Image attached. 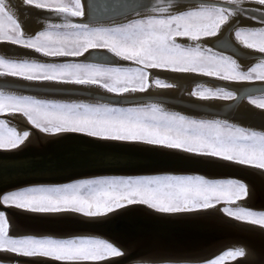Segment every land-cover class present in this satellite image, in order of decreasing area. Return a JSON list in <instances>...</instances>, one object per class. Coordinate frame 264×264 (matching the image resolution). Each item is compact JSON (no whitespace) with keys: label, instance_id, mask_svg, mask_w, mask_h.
Listing matches in <instances>:
<instances>
[{"label":"snow or ice","instance_id":"snow-or-ice-1","mask_svg":"<svg viewBox=\"0 0 264 264\" xmlns=\"http://www.w3.org/2000/svg\"><path fill=\"white\" fill-rule=\"evenodd\" d=\"M254 21L264 25V0ZM55 14L60 22L48 23L44 30L26 36L17 13L8 0H0V42L35 51L50 58H71L52 62L47 67L68 73L69 80L33 81L37 83H90L107 75L111 84L104 90L116 96L146 93L153 86L167 89L173 85L166 78L153 76L150 70L180 74H199L229 82H264V55L247 71H242L232 54L214 50L216 45L202 46L200 41L218 36L227 26L235 40L245 48L264 54V26L240 27L241 14L249 16L242 0H151L148 5L132 7L125 23L112 26L89 24V0H22ZM147 11V15L145 12ZM72 18H79L75 20ZM235 20V23H233ZM185 39L192 43L179 42ZM104 51L131 62L136 67H120L87 62L86 54ZM86 57L80 62L75 58ZM35 61V59H31ZM45 65L0 58V76L26 79L15 74L20 69ZM11 71H5L4 68ZM190 95L200 100L235 101L237 90L223 86H198ZM264 96V93L261 94ZM249 103L264 110V98H248ZM43 133H75L94 140L115 144H145L180 150L198 156L217 158L243 166L264 168V131H249L224 120L191 119L178 112L165 111L155 103L137 107H115L108 103H68L37 99L28 95H6L0 91V114H20ZM0 119V150L16 149L27 137ZM109 147L112 145H101ZM246 187L235 180L210 181L199 175H154L87 179L62 186L25 187L0 194V209L14 207L32 213H76L84 217H101L131 205H146L158 213H186L208 209L215 203H235L246 196ZM224 212L230 216L264 227V214L246 209ZM0 252L31 258L36 264H104L121 252L112 243L95 238H15L9 234L6 213L0 210ZM243 251H229L211 264H222L225 257H239Z\"/></svg>","mask_w":264,"mask_h":264},{"label":"bare ground","instance_id":"bare-ground-1","mask_svg":"<svg viewBox=\"0 0 264 264\" xmlns=\"http://www.w3.org/2000/svg\"><path fill=\"white\" fill-rule=\"evenodd\" d=\"M95 1H99L105 7L100 8L93 0H90L91 8L88 20L106 15L109 16L114 13L121 14L128 12L137 0ZM207 1L219 2V0ZM8 2L10 6L15 5L16 8H19L21 13L28 14L22 15L17 13V18L26 36L36 34L42 27V20L50 22L54 19L55 14L34 7H25L22 4V0H8ZM241 7L247 9L249 16L245 17L241 14L239 20L240 27H253V25L260 24L258 21L250 18L251 16L259 17L261 14L262 7L255 3V0H242ZM42 14L46 16H42ZM73 19L79 20V18ZM233 23H235V20H233ZM179 42L185 45L192 43L185 39H179ZM200 43L202 46L215 44L216 49L214 50L232 54L234 58L238 59V64L242 71H247L250 67H254L259 62V57L264 55L255 50L247 49L239 41H236L234 31L228 32L227 26L222 29L218 36L202 39ZM0 57L6 60H23L40 64H50L71 59L50 58L48 55H41L35 51L2 42H0ZM86 57L87 62L120 67H136L131 62L121 60L100 50L93 51L91 55L86 54ZM86 57L75 59L83 62ZM31 59H35V61ZM150 71L154 77L160 76L166 78L165 82L173 85V87L158 89L153 86L146 93L137 92L116 96L105 91L106 87L97 82L90 81V83L98 84L99 87L78 86L72 83L33 82L58 80L51 78L26 77V79L22 80L14 77L0 76V91H3L6 95H28L37 99L54 100L57 102L108 103L117 107H137L146 103H155L164 108L165 111L178 112L191 119H219L227 121L233 126L243 127L249 131H264V110L251 105L248 100V98L264 97L261 95L264 93V82H229L199 74H180L158 70ZM200 85L209 88L219 85L234 89L237 90V94L241 98L235 101L218 99L200 100L193 98L190 93ZM0 119L5 120L9 127L16 128L17 132L21 135H23L24 131H29V136L16 149L0 150V152H18L27 146L41 147V149L26 150L18 155H0V190L7 186L24 182L27 179H64L81 174L101 172L134 173L177 170L163 174L199 175L206 180H235L243 183L247 194L245 197L237 200L235 202L236 205H234L240 209L243 208L248 211L264 214L263 169L243 166L217 158L198 156L180 150L166 149L160 146L115 144L114 142H112L114 144H100L73 136L64 138L66 135L75 133H43L32 127L22 113L1 114ZM60 137L63 138L56 142H49L52 139ZM101 145L112 146L103 147ZM62 156L71 158L73 161L69 165H59V161L67 160L63 159ZM54 160L58 161L55 162L58 165L53 164ZM48 174L64 176L57 178L45 177ZM144 175L150 176V174ZM31 176L33 177L26 178ZM104 176L126 177L129 175ZM137 176L139 175H135V177ZM84 179H91V177ZM84 179L81 178V180ZM38 185L42 186L44 184ZM32 186L37 185L26 187ZM16 189H8L0 194H5ZM132 206L134 208H129ZM9 208L24 213V215H10L6 213L10 236L21 238L26 235H30L31 237L33 235H55L60 236V238H72L74 236L77 238L79 236L81 238L104 239L112 243L121 252V256L110 257L104 264H120L134 258H142V260H134L131 263L163 262V259H175V261H172L175 263L203 262L221 257L224 251L244 252V255L239 257H225L226 260H230L234 264H264V233L250 230L257 229L264 231V227L242 222L226 215L222 209V205L173 214L158 213L144 205H131L110 214L94 218L70 212L41 214L14 207ZM232 222L245 226L237 227ZM0 257L10 260L11 257L20 256L9 252H0ZM21 258L22 260L26 259L25 257ZM27 259L36 264L31 258ZM116 259L120 260L116 263H109V261ZM11 263L27 264L14 261Z\"/></svg>","mask_w":264,"mask_h":264},{"label":"water","instance_id":"water-1","mask_svg":"<svg viewBox=\"0 0 264 264\" xmlns=\"http://www.w3.org/2000/svg\"><path fill=\"white\" fill-rule=\"evenodd\" d=\"M93 1L100 8H104L105 7L104 5H101L99 1H95V0H93ZM205 2H213V3H215L214 1H207V0H205ZM150 3H151V0H137L134 3V6L133 7H140L142 5H148ZM128 12L121 13V14L114 13V14H111L109 16L106 15L104 17L94 18L92 20H88L87 22L89 24L98 25V26H112L113 24H117V23H125V22H127V20L125 19V14H127ZM147 14L148 13L146 11L145 12V15H147ZM42 16H46V15L42 14ZM75 20H77V19H75ZM42 21H43V23L41 24L42 27L39 29V31L40 30H44L47 27V24L48 23L60 22V21H57L55 19H52L50 22H47L45 20H42ZM262 26H264V25L256 24V25H253V27H245V26H242V27L243 28H247V29H256V28H259V27H262ZM118 105H121V104H118ZM134 106H136V105H134ZM68 136L78 137V138H81V139H85L87 141H91V142H95V143H100V144H114L112 142H105V141L94 140V139H91V138H88V137H84V136L78 135V134L66 135V136H64V138L65 137H68ZM62 138L63 137L55 138V139L50 140L49 142H56L58 140H61ZM29 149H41V147L27 146V147L21 149L18 152H7V153L6 152H0V155H4V156L18 155L20 153H23L26 150H29ZM62 158L63 159L65 158L67 160H61L59 162L54 160L53 161L54 162L53 164H57L55 162H58L59 165H64V164L69 165L73 161V159L68 158V157L66 158V156H62ZM175 171H177V170H156V171L134 172V173H127V172H101V173L81 174V175H76V176H72V177H68V178H64V179H51V180H30V179H27L24 182H19V183L15 184V185L7 186L6 188L1 189L0 190V193L5 192L8 189H16V188L26 187V186H30V185H38V184H44V185L64 184V183H68V182L75 181V180H78V179H81V178H86V177H95V176H103V175H129V176H135V175H143V174H163V173H169V172H175ZM185 173H189V172H185ZM36 175H38V174H36ZM33 176H35V175H33ZM33 176L26 177V178H32ZM61 176H64V175H52V174H48V176H45V177H51V178L55 177V178H57V177H61ZM231 177H233V176H231ZM129 208H134V207L132 206V207H129ZM141 208H144V207H141ZM0 210H3L5 213H8L10 215H24V213H21L19 211L14 210V209H10L9 207H3ZM120 212H123V211H120ZM32 216H40V215H32ZM232 224H235L237 227H244L245 226V225H241V224L234 223V222H232ZM250 230H254V231H257V232L264 233V231L257 230V229H250ZM0 260H2V261H11V262L14 261V262H20V263H27V264L28 263L29 264H34V262H31L30 259H27L26 258L25 260H22L21 257H11L10 260L3 259V258L0 257ZM119 260L120 259H116L114 261H109V263H116ZM134 260L141 261L142 258L130 259V260H128L126 262H123V263H120V264H129V263H131V261H134ZM162 261H175V259H163ZM50 264H51V262H50Z\"/></svg>","mask_w":264,"mask_h":264},{"label":"rangeland","instance_id":"rangeland-1","mask_svg":"<svg viewBox=\"0 0 264 264\" xmlns=\"http://www.w3.org/2000/svg\"><path fill=\"white\" fill-rule=\"evenodd\" d=\"M1 58V57H0ZM28 63H31V62H28ZM42 65H45L44 67H42V68H36V69H20V70H17V72L15 73V74H19V75H23V76H25V77H29V78H39V79H43V78H51V79H58V80H69V79H71L72 77L68 74V73H66V72H62V71H53V70H51V69H49L48 67H47V65L48 64H42ZM4 70L5 71H11V70H9V69H7L6 67L4 68ZM91 82H97V83H100V84H102L104 87H108L109 86V84H111V80L109 79V77L107 76V75H104V76H97V77H95V78H93L92 80H91ZM262 98H264V97H262ZM255 99H261V98H255ZM68 103H74V102H68ZM88 104H94V103H88ZM115 107H117V106H115ZM119 107V106H118ZM1 115V114H0ZM21 145V144H20ZM251 167H254V166H251ZM257 168V167H256ZM260 169H263L264 170V168H260ZM155 174H150V176H154ZM162 175H165V174H162ZM177 175H180V174H177ZM182 175V174H181ZM139 176H141V175H139ZM143 176V175H142ZM145 176V175H144ZM105 177H107V176H98V177H91V179H99V178H105ZM108 177H114V176H108ZM116 177H122V176H116ZM123 177H125V176H123ZM126 177H129V176H126ZM132 177H135V176H132ZM82 179H84V178H82ZM84 180H87V179H84ZM79 181H81V179L79 180H76V181H72V182H68V183H74V182H79ZM210 181H212V180H210ZM68 183H66V184H68ZM65 184V183H64ZM64 184H56V185H42V186H44V187H50V186H62V185H64ZM39 186H41V185H37V186H32V187H39ZM23 188H25V187H23ZM23 188H20V189H16V190H14V191H18V190H22ZM8 193H10V192H6L5 194H8ZM235 203H225V202H223V201H221V202H218V203H215L213 206H217V205H222V209L224 210L225 208H227L228 210H229V212H235V211H237L238 209H240L238 206H235L234 205ZM145 207H147L146 205H144ZM148 208V207H147ZM150 209V208H149ZM151 210H153V209H151ZM25 211V210H24ZM155 211V210H154ZM74 214H76V213H74ZM225 214L226 215H228V216H230L228 213H226L225 212ZM258 215L259 214H262V213H257ZM79 215H81V214H79ZM83 216V215H82ZM232 217V216H231ZM234 218V217H233ZM236 219V218H235ZM236 220H238V219H236ZM240 221V220H239ZM243 222V221H242ZM246 223H248V222H246ZM250 224H252V223H250ZM256 225H258V224H255V226ZM258 226H260V225H258ZM27 236H30V235H26V236H24V237H27ZM33 236H35V238H49V237H51V238H60V236H53V235H33ZM32 236V237H33ZM42 236V237H41ZM15 238H17V237H15ZM18 238H20V237H18ZM21 238H23V237H21ZM71 238V237H70ZM72 238H75V236L74 237H72ZM77 238H81V237H79V236H77ZM84 238H86V237H84ZM87 238H89V237H87ZM90 238H92V237H90ZM226 252H229V251H224V253H223V255L226 253ZM222 255V256H223ZM111 258H113V257H111ZM219 257H217V258H215V259H218ZM227 258H230V257H227ZM109 259V258H108ZM214 260V259H213ZM211 261L212 260H208V261H203V262H172V261H163V262H135V263H129V264H211ZM7 262V263H6ZM0 264H12L11 262H9V261H1L0 260ZM222 264H234L232 261H230V260H226V259H224L223 261H222Z\"/></svg>","mask_w":264,"mask_h":264}]
</instances>
